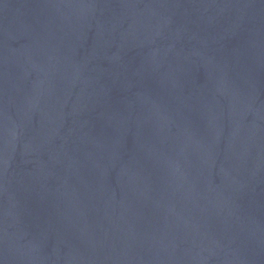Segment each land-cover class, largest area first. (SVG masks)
I'll use <instances>...</instances> for the list:
<instances>
[{
    "label": "water",
    "instance_id": "95a60500",
    "mask_svg": "<svg viewBox=\"0 0 264 264\" xmlns=\"http://www.w3.org/2000/svg\"><path fill=\"white\" fill-rule=\"evenodd\" d=\"M0 264H264V0H0Z\"/></svg>",
    "mask_w": 264,
    "mask_h": 264
}]
</instances>
